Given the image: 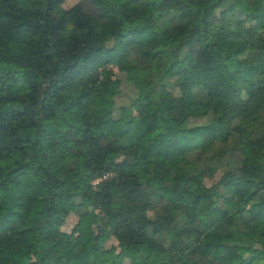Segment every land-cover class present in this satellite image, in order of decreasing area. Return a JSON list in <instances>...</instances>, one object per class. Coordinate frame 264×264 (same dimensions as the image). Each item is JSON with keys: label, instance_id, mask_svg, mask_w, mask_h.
<instances>
[{"label": "trees", "instance_id": "trees-1", "mask_svg": "<svg viewBox=\"0 0 264 264\" xmlns=\"http://www.w3.org/2000/svg\"><path fill=\"white\" fill-rule=\"evenodd\" d=\"M64 3L0 0V264H264V0Z\"/></svg>", "mask_w": 264, "mask_h": 264}, {"label": "rangeland", "instance_id": "rangeland-1", "mask_svg": "<svg viewBox=\"0 0 264 264\" xmlns=\"http://www.w3.org/2000/svg\"><path fill=\"white\" fill-rule=\"evenodd\" d=\"M75 0H65L66 5H69L71 3H73ZM118 62L117 61H112L110 62L107 66H104L100 69H97L95 71H93L88 77H85L82 83H87V84H92L94 86H96L99 89L100 94L108 99L111 100L112 95L115 93L114 90H112L109 87H106L102 81L107 80V79H113L116 75H121V73L119 72V66H118ZM123 93L124 95L129 94L130 89H128L125 85H123L122 87ZM131 94V93H130ZM119 97V98H118ZM118 101H121V95L118 96ZM125 97V96H124ZM127 97V96H126ZM116 98V99H117ZM124 99V98H123ZM140 103H137L135 106V113L138 114L140 111ZM91 210V209H90ZM87 217V216H84ZM77 217L75 215H72L69 220H68V226L65 228L67 231H69V227L71 225H73L74 222L77 221ZM108 233V232H107ZM107 244H110V240L107 241ZM65 245L67 247H69V242L67 239H65ZM29 261H31L30 257H26L24 263H28Z\"/></svg>", "mask_w": 264, "mask_h": 264}]
</instances>
